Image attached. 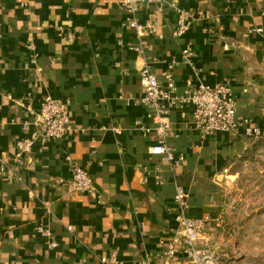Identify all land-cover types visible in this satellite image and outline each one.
<instances>
[{
  "label": "crops",
  "instance_id": "obj_1",
  "mask_svg": "<svg viewBox=\"0 0 264 264\" xmlns=\"http://www.w3.org/2000/svg\"><path fill=\"white\" fill-rule=\"evenodd\" d=\"M178 9L187 28L174 37ZM128 17L122 0H0V264H189L166 253L180 212L202 221L200 242L215 238L227 177L264 140V0L144 2L138 29ZM144 65L162 85L169 72L177 95L228 86L237 128L203 135L184 105L159 133L140 102ZM47 94L69 100L71 130L17 161L33 129H22L25 105ZM160 139L175 161L149 152ZM72 162L91 190L72 187ZM176 186L188 193L182 210Z\"/></svg>",
  "mask_w": 264,
  "mask_h": 264
},
{
  "label": "built area",
  "instance_id": "obj_2",
  "mask_svg": "<svg viewBox=\"0 0 264 264\" xmlns=\"http://www.w3.org/2000/svg\"><path fill=\"white\" fill-rule=\"evenodd\" d=\"M163 0H122V5L128 10L129 17L122 22L123 25L137 28V13L144 2H156L161 4ZM185 12L178 9V22L173 31V36L182 35L186 30ZM182 54L190 56L191 51L186 48ZM139 77L143 85V95L140 102L155 110L154 118L158 121L157 131L161 134L169 127L168 109L171 106L191 107V115L196 128L204 135L212 131H233L238 126L236 118V105L231 89L226 85L209 87L196 85L187 88L183 94H175V82L169 72L164 74L166 84L162 85L156 75L151 72L147 65L139 71ZM69 100L55 98L49 94L40 100L38 109H34L31 103L25 105L28 113L32 116L31 122H23L22 129L29 130L30 123L33 129L28 136L20 138L15 143V159L19 161L22 156L32 151L35 141L44 143L55 139L61 140L67 137L71 130V119L67 112ZM251 130V129H250ZM258 134L257 129H252ZM153 155H160L169 161H175L174 152L163 140H158L149 148ZM69 159V157H66ZM70 184L76 190L89 191L93 180L88 171L81 165L72 162L70 165ZM188 193L185 187L176 186L173 199L182 210L185 207ZM176 230L166 242V253L173 256L179 252L188 259L189 264H207L205 250L199 246L201 237L202 221L186 217L182 212L175 217ZM38 231L47 236V230L41 226ZM161 243L164 241L161 240ZM56 242L50 241L49 246L54 247ZM104 260V259H102Z\"/></svg>",
  "mask_w": 264,
  "mask_h": 264
},
{
  "label": "rangeland",
  "instance_id": "obj_3",
  "mask_svg": "<svg viewBox=\"0 0 264 264\" xmlns=\"http://www.w3.org/2000/svg\"><path fill=\"white\" fill-rule=\"evenodd\" d=\"M234 171L218 232L199 246L207 264H264V140L241 156Z\"/></svg>",
  "mask_w": 264,
  "mask_h": 264
}]
</instances>
